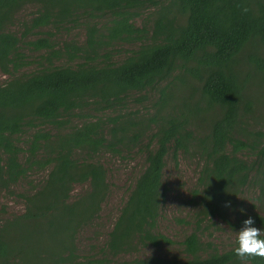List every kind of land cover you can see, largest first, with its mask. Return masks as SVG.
<instances>
[{"label":"trees","instance_id":"1","mask_svg":"<svg viewBox=\"0 0 264 264\" xmlns=\"http://www.w3.org/2000/svg\"><path fill=\"white\" fill-rule=\"evenodd\" d=\"M27 4L40 9L17 35L10 27ZM102 15L105 22L98 23ZM81 18L83 41L27 37ZM119 42L137 46L115 61L111 45ZM257 43L264 47V0H0V72L8 77L0 85V191L12 193L19 180L45 171L38 187L16 194L25 210L0 223V264L33 258L28 254L34 248L18 246L11 233L46 215L65 218L53 232L54 247L39 249V261L126 264L78 259L73 252L75 232L96 216L110 191L97 158L103 151L136 149L144 158L110 233L113 253L170 243L152 232L167 190L168 153L173 160L188 150L198 156L193 195L200 194L205 217L230 210L248 184L264 201V122L252 116L256 100L246 94L256 80L252 69L264 81ZM25 45L38 54V67L29 71L22 69L32 62L21 51ZM240 67L249 71L241 74ZM149 91L156 94L149 116L122 110L131 92L140 101ZM110 110L121 111L111 116ZM37 125L53 132L34 129L21 145L20 136ZM75 184L85 189L71 199ZM251 216L264 238V216ZM182 245L184 258L152 256L128 264H264L262 257H237L235 243L223 251L205 247L195 232Z\"/></svg>","mask_w":264,"mask_h":264},{"label":"rangeland","instance_id":"2","mask_svg":"<svg viewBox=\"0 0 264 264\" xmlns=\"http://www.w3.org/2000/svg\"><path fill=\"white\" fill-rule=\"evenodd\" d=\"M40 9L37 4L25 5L16 15V22L10 27L12 32L20 35L25 30V25L29 23V19ZM107 15L96 18L98 23H104ZM142 19L136 18L135 25L141 24ZM26 23V24H25ZM86 20L81 18L67 25L54 28L43 27L28 33V39L37 37H49L57 44L64 40L83 41L85 38ZM47 32V33H45ZM137 46L135 42H119L111 45L113 50V59L121 60L129 53L131 49ZM258 52H264V47L257 43ZM24 57L29 59L31 64L22 68L23 71H29L38 67V54L30 50L26 45L21 48ZM21 69V70H22ZM243 74L249 69L238 68ZM256 80L258 78L252 69ZM6 74L0 72V85L7 79ZM250 84L246 94L252 95L256 100V106L252 112V116L258 118L259 122H264V81H256ZM254 82V81H253ZM248 83V82H247ZM155 92L149 91L145 94V98L137 100L140 95L131 92L128 95L127 102L122 110L135 113L136 116H149L152 113V103L155 99ZM107 111L106 114L114 115L117 111ZM122 111V112H126ZM126 112V113H127ZM133 115V114H132ZM76 123V117L72 119ZM259 125V124H257ZM254 125L256 128L258 127ZM44 129L53 132L49 125H37L31 129H27L24 135L20 136L21 145L28 134L34 129ZM264 129V126L262 127ZM20 145V144H19ZM97 158L106 167L107 180L110 185V191L107 198L101 203L100 209L96 216L86 225L81 226L73 237V252L78 259L87 257H105L112 263H130L136 258H147L159 256L164 258H184L187 253L183 249L182 240L192 232H195L198 238L204 243L205 247H213L219 251L226 250L233 246L236 240V231L241 227V221L247 216H251L253 212L264 216V201H258V188L256 186H244L239 194L236 195L235 203L230 210L218 215L209 216L201 214L202 206L200 202V194L193 195L194 189L197 187V177L201 162L193 151L188 150L186 153H179L176 160L172 159L170 153L165 157V167L163 170V181L166 184L164 201L156 218L153 233L163 234L170 243L160 246H152L151 244L138 245L131 252H112L110 239L115 220L119 215L120 208L123 205L129 189L133 186V182L143 168V154L136 149L132 152H121L120 154L110 151H103L97 155ZM23 160V157H20ZM45 171H38L28 174L26 177L11 187L12 193L0 191V223L9 221L14 216L20 215L25 210L24 198H20L17 193H29L31 185L38 187L39 182L44 177ZM82 185H73L71 190V199H74L80 192L84 191ZM243 209L241 213L239 210ZM64 216L40 218L37 223H22L17 229L11 233L12 237L20 246L23 243L34 248L33 255L29 262L20 259L11 260L8 264H49V258L44 257L40 261L39 249H45L48 246L54 247L53 243L57 237L53 235L55 230L64 223ZM1 225V224H0ZM259 228V225L256 224ZM57 240V239H56ZM48 245V246H47ZM14 256V258H16Z\"/></svg>","mask_w":264,"mask_h":264},{"label":"clouds","instance_id":"3","mask_svg":"<svg viewBox=\"0 0 264 264\" xmlns=\"http://www.w3.org/2000/svg\"><path fill=\"white\" fill-rule=\"evenodd\" d=\"M225 207H230L228 203ZM241 213L243 209L239 210ZM261 228L256 227L252 216H247L241 221V227L236 231L234 254L237 257H262L264 258V238L260 237Z\"/></svg>","mask_w":264,"mask_h":264}]
</instances>
